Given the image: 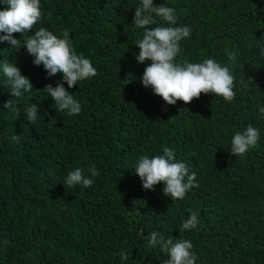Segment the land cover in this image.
<instances>
[{"label":"trees","instance_id":"obj_1","mask_svg":"<svg viewBox=\"0 0 264 264\" xmlns=\"http://www.w3.org/2000/svg\"><path fill=\"white\" fill-rule=\"evenodd\" d=\"M162 3L176 10L178 25L192 29L177 59L231 65L227 53L236 56L231 102L201 93L166 105L141 85L149 61L133 59L137 0H41L33 30H67L73 50L97 71L71 89L65 84L81 104L78 115L52 107L42 89L59 77L46 78L22 46L16 51L24 36L13 34L16 48L0 44V60L15 61L34 88L17 102V116L3 108L12 97L0 83V241H7L0 264H120L121 250L129 264H160L166 255L144 239L153 230L189 239L197 264H264V120L256 118V105H264V60H255L253 49L264 36V2L154 0ZM30 103L41 116L29 124L23 109ZM248 124L259 128L258 143L242 159L229 155L232 133ZM165 146L195 173L198 187L183 199L165 196L161 183L142 189L132 170L137 156ZM89 166L98 173L90 187L64 186L67 171L80 167L90 175ZM189 210L198 212V230L181 232Z\"/></svg>","mask_w":264,"mask_h":264},{"label":"clouds","instance_id":"obj_2","mask_svg":"<svg viewBox=\"0 0 264 264\" xmlns=\"http://www.w3.org/2000/svg\"><path fill=\"white\" fill-rule=\"evenodd\" d=\"M264 2V0H262ZM4 5L0 8V44L16 48L19 39L14 33L24 36L18 51L22 46L26 55L31 57L33 66L41 67L46 78L59 77V82L46 84L42 89L52 107L58 113L67 116L78 115L81 112L80 102L74 95L66 91L81 81L90 80L97 71L92 62L83 54H77L72 47L67 30L59 35L40 26L33 30L41 18V0H0ZM159 19V23L157 22ZM140 32V38L135 46L138 54L133 53V59L138 64L149 61L140 77L141 85L151 89L153 95L160 97L166 105L176 102H190L199 98L200 94H214L225 102H231L235 96L234 76L231 67L235 66L236 56L229 52L228 59L232 64H222L211 57L196 62L177 59L181 53V41L190 38L192 29L188 25L177 24V14L173 7L165 3L156 5L154 0H137L134 7L132 24ZM29 33L28 35H24ZM258 49L255 60H264V36H260L253 45ZM0 77L12 99L3 103V108L10 109L14 115H19L17 102L34 89L30 78L21 74L15 61L0 60ZM24 119L27 123L35 122L41 115L37 103H30L24 109ZM47 115V113H44ZM256 118L264 120V105H256ZM53 124L54 120H51ZM260 139V130L252 124L241 127L232 133L227 145L229 155L243 158L249 149L256 146ZM10 140L19 143L18 135H11ZM139 178L141 187L151 191L157 183L162 184V193L172 200L183 199L186 192L198 187L195 173L189 166L176 159L174 149L162 147L156 155L141 154L134 160L132 167ZM85 174L80 168L67 171L62 183L69 188H88L93 184V177L98 173L95 167L89 166ZM198 212L189 210L186 218L179 223V231L191 232L198 230ZM149 248H159L166 255L160 264H197V255L189 239H172L155 230L145 237ZM7 241H0V245ZM129 255L121 250L120 264H129Z\"/></svg>","mask_w":264,"mask_h":264}]
</instances>
